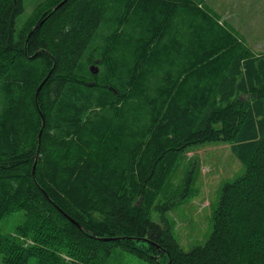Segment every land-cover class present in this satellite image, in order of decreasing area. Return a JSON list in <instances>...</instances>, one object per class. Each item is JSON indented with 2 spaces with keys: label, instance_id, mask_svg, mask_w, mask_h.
<instances>
[{
  "label": "trees",
  "instance_id": "obj_1",
  "mask_svg": "<svg viewBox=\"0 0 264 264\" xmlns=\"http://www.w3.org/2000/svg\"><path fill=\"white\" fill-rule=\"evenodd\" d=\"M61 1L17 27L23 0H0V222L23 212L0 232L1 264H107L115 248L150 264H264V52L190 0L53 10ZM207 141L230 143L244 172L186 251L158 196L176 158Z\"/></svg>",
  "mask_w": 264,
  "mask_h": 264
},
{
  "label": "rangeland",
  "instance_id": "obj_2",
  "mask_svg": "<svg viewBox=\"0 0 264 264\" xmlns=\"http://www.w3.org/2000/svg\"><path fill=\"white\" fill-rule=\"evenodd\" d=\"M39 1L23 0V11L16 17L17 27ZM190 1L195 7L218 20L197 2ZM230 1L236 3V15L229 23L231 27L227 29L254 53L264 52V0ZM173 23H176L175 19ZM177 37L178 42L182 43V36L177 34ZM245 40L250 42L247 43ZM243 172L242 162L232 151L230 143L224 141H207L191 146L176 158L158 197L160 200L173 203L166 217L173 235L183 250L187 251L194 245L206 241L212 231V212L218 203L222 186ZM151 218L159 222L158 211H153ZM22 219V211L7 215L0 222V232H12ZM107 264L150 263L133 253L115 248Z\"/></svg>",
  "mask_w": 264,
  "mask_h": 264
},
{
  "label": "crops",
  "instance_id": "obj_3",
  "mask_svg": "<svg viewBox=\"0 0 264 264\" xmlns=\"http://www.w3.org/2000/svg\"><path fill=\"white\" fill-rule=\"evenodd\" d=\"M198 5L210 12L217 21L226 28H230L229 23L235 18V6L230 0H193ZM235 8V9H234ZM249 43L250 41L245 40ZM261 53V52H260Z\"/></svg>",
  "mask_w": 264,
  "mask_h": 264
},
{
  "label": "water",
  "instance_id": "obj_4",
  "mask_svg": "<svg viewBox=\"0 0 264 264\" xmlns=\"http://www.w3.org/2000/svg\"><path fill=\"white\" fill-rule=\"evenodd\" d=\"M65 0H62L60 3H58L56 6L53 7V10H55L56 8H58ZM42 23V21H41ZM41 23L39 24H36L35 27H38ZM32 31H30L27 35V38L29 37V35L31 34ZM89 69L92 73H97L98 72V66L97 64H91L89 66ZM49 76V73L47 74V76L41 81V83L38 85L37 89H36V92H35V97H37V94L40 90V88L42 87L43 83L45 82V80L47 79V77ZM90 85H93L94 82H89ZM41 115V127H40V131H39V134H38V138H40V134H41V130L43 128V125H44V118H43V115L40 113ZM34 172H35V163L33 164V167H32V176L34 177ZM44 195L46 196L47 199H50L49 196L45 193V191L43 192ZM66 217H68L70 220H72L73 222H75L79 227L80 225L75 221L73 220L70 216H68L65 212H63L58 206H56Z\"/></svg>",
  "mask_w": 264,
  "mask_h": 264
}]
</instances>
